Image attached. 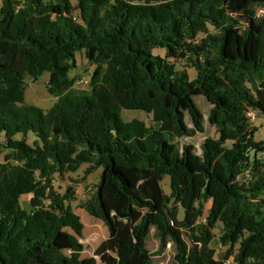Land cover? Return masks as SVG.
I'll return each instance as SVG.
<instances>
[{
	"label": "trees",
	"instance_id": "trees-1",
	"mask_svg": "<svg viewBox=\"0 0 264 264\" xmlns=\"http://www.w3.org/2000/svg\"><path fill=\"white\" fill-rule=\"evenodd\" d=\"M80 52L94 66L86 90L70 77ZM43 74L45 111L24 101L25 78ZM195 96L218 135L200 155L180 143L204 133ZM250 110L264 118V0H0V264H153L150 235L169 264H264V139ZM82 165L101 169L81 207L108 233L86 258L75 193L53 186Z\"/></svg>",
	"mask_w": 264,
	"mask_h": 264
},
{
	"label": "rangeland",
	"instance_id": "rangeland-1",
	"mask_svg": "<svg viewBox=\"0 0 264 264\" xmlns=\"http://www.w3.org/2000/svg\"><path fill=\"white\" fill-rule=\"evenodd\" d=\"M260 14V11H258ZM154 55H159L164 57L165 53L162 49H154ZM175 65L176 69H185L188 73L190 80L194 79L196 72L193 68H190V64L186 58L170 60ZM76 67L70 73V77L75 79L74 88L76 90H86L88 88V83L85 84V81L89 82L91 74L93 72L94 66H91L87 59L84 57L83 53H76L75 55ZM46 82L47 74H43L36 82L33 81L30 77H26L24 80V101L26 104L37 106L44 111L52 106L55 102V98L48 94L46 91ZM195 104L203 115L204 118V133L196 134L193 137H186L180 140L182 144H189L193 146L194 152L197 155L201 154L200 145L207 138H217L215 128L210 126L207 121V114L211 105L208 101L202 96H195L193 98ZM121 117L125 121H131L133 119H138L149 125L151 123V117L146 115L141 111L135 110H123L121 112ZM186 123L190 126L188 118H185ZM254 127L257 128L254 138L256 140L264 139V118H257L254 122ZM32 136L28 137V143H31ZM1 142V141H0ZM4 153L0 154V162L3 161ZM87 165H82L76 173L67 174L62 178L54 176L53 186L57 192L60 194L65 193L66 189L70 187L72 192L75 193L74 200L70 201L69 204L80 218V222L83 225L82 236L79 239L80 243L83 245V251L81 253L82 258L91 257L94 254L95 249L101 241H103L108 233L106 227L103 223L90 216L81 205L90 198L92 195L96 183L98 182L101 169L98 168L90 174H84V170ZM161 186L166 194H168V177H164ZM30 195L23 196L20 199L21 206L25 209H28V200ZM210 203H206L205 212H207ZM181 216V214H180ZM204 223V221H201ZM214 235L213 247L216 252L217 257L225 251V247H222L218 238L221 234V227L217 225L212 231ZM148 250L152 255L153 264H169L172 260V250L170 246H167L162 253L157 252V241L152 235H150L147 242ZM231 261H227L224 264H230Z\"/></svg>",
	"mask_w": 264,
	"mask_h": 264
},
{
	"label": "built area",
	"instance_id": "built-area-1",
	"mask_svg": "<svg viewBox=\"0 0 264 264\" xmlns=\"http://www.w3.org/2000/svg\"><path fill=\"white\" fill-rule=\"evenodd\" d=\"M258 11H260V13H262V11L261 10H258ZM88 82L87 81H85V84H87ZM246 115H247V117L251 120V121H255L256 120V116H255V113L253 112V111H248L247 113H246ZM0 141H1V138H0Z\"/></svg>",
	"mask_w": 264,
	"mask_h": 264
}]
</instances>
